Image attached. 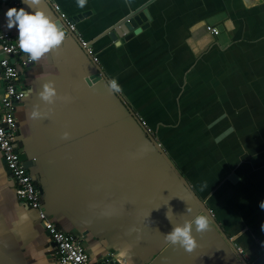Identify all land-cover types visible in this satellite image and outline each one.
Wrapping results in <instances>:
<instances>
[{
  "label": "crops",
  "instance_id": "1",
  "mask_svg": "<svg viewBox=\"0 0 264 264\" xmlns=\"http://www.w3.org/2000/svg\"><path fill=\"white\" fill-rule=\"evenodd\" d=\"M147 3L151 19L141 32L116 41L106 34ZM2 6L1 28L18 36L5 13L33 9L25 0ZM34 7L65 40L21 69L19 85L29 92L15 107L18 147L58 226L93 260L119 264H246L264 253V0H86L83 8L39 0ZM98 68L103 75L93 79ZM113 78L119 91L108 87ZM46 82L56 88L52 103L39 96ZM4 94L0 67V110ZM169 207L173 224L196 213L208 218V230H194L191 252L164 237L173 227ZM0 264H57L55 244L17 197L1 152Z\"/></svg>",
  "mask_w": 264,
  "mask_h": 264
},
{
  "label": "built area",
  "instance_id": "2",
  "mask_svg": "<svg viewBox=\"0 0 264 264\" xmlns=\"http://www.w3.org/2000/svg\"><path fill=\"white\" fill-rule=\"evenodd\" d=\"M208 28L213 34L220 32L217 27ZM70 29L75 30V25L70 24ZM16 38L17 36L0 26V67L5 83L0 110V152L5 160L9 178L15 185L19 200L29 209L37 211L38 217L43 221L55 244L57 264H109L107 260H93L81 239L59 227L48 215L42 203V191L21 157L15 107L16 101H22L29 92L27 87L19 85L21 69L34 61L19 49ZM82 43L87 46V42Z\"/></svg>",
  "mask_w": 264,
  "mask_h": 264
},
{
  "label": "clouds",
  "instance_id": "3",
  "mask_svg": "<svg viewBox=\"0 0 264 264\" xmlns=\"http://www.w3.org/2000/svg\"><path fill=\"white\" fill-rule=\"evenodd\" d=\"M25 2L33 10L29 11L24 7L9 8L5 13L7 17L5 26L8 29L15 27L18 30L16 40L19 49L27 54L31 61H38L49 52L59 48L65 40V32L43 9L34 7V5L39 3V0H25ZM76 4L78 7L83 8L86 0H76ZM108 87L112 91H119L117 80L114 78L108 81ZM56 94L54 84L52 82H46L42 86L39 96L42 100L52 103ZM30 115L32 117H38L40 113L34 109ZM68 135L69 133H64L65 138ZM260 207L264 208V201L261 202ZM170 211L174 215L171 207H169L166 216L172 223L169 215ZM192 212L193 209L187 204L185 213ZM172 225V230L164 234L165 239L172 244L181 245L189 252L197 246L194 230L195 232H204L209 227L208 218L206 215L200 213H196L190 219H186L182 224L172 223ZM262 229H264V225H262Z\"/></svg>",
  "mask_w": 264,
  "mask_h": 264
},
{
  "label": "water",
  "instance_id": "4",
  "mask_svg": "<svg viewBox=\"0 0 264 264\" xmlns=\"http://www.w3.org/2000/svg\"><path fill=\"white\" fill-rule=\"evenodd\" d=\"M3 3H4V0H0V15L5 11L4 7L2 6ZM147 6H148V3L146 5H143L140 8L136 9L133 13H131V15H129L125 19L119 21L115 25H113L108 31H106V34H109V36L114 41H116V40L130 39L135 34L141 32V30L143 28H145L146 24L148 23V20L151 19V15H150V12H149ZM79 16H81V18H82L83 15H79ZM77 20H78V17H74V21H73V19H71L70 22L75 23ZM98 69H99V73H97L96 75H93V77H92L93 79L98 78V77L103 75L101 69L100 68H98ZM16 103H18V102L16 101ZM158 147L164 153L162 147H160V145H158ZM21 157H22V159H26L25 155L21 154ZM167 159L170 162L173 169L181 177L183 183L188 186L187 180L180 173L179 169L172 163L170 158H167ZM26 165H27V163H26ZM40 189L42 191L41 187H40ZM192 193L195 196V198L197 199V202L200 205L201 209L205 213H209V211H208L209 209L204 205V203L200 199V197H198L193 190H192ZM106 260L109 262V264H119L111 256ZM245 262H246V264H264V253H262L261 255L253 256L252 258L245 260Z\"/></svg>",
  "mask_w": 264,
  "mask_h": 264
}]
</instances>
